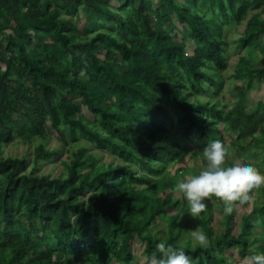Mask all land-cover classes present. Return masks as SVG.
<instances>
[{"label": "trees", "instance_id": "16d2710c", "mask_svg": "<svg viewBox=\"0 0 264 264\" xmlns=\"http://www.w3.org/2000/svg\"><path fill=\"white\" fill-rule=\"evenodd\" d=\"M243 22L235 44L244 54L219 102L226 30ZM260 85L264 0H0V264H132L136 244L159 257L161 241L192 264H242L264 253L263 230L254 234L264 229V190L262 204L239 218L224 213L219 234L201 213L203 248L178 244L187 201L175 197L174 180L164 182L213 140L243 156L260 151L253 166L263 169L264 99L247 105ZM18 130L27 144L74 147L61 176L3 156ZM54 154L42 144L33 150L36 162ZM168 211L159 239L149 227Z\"/></svg>", "mask_w": 264, "mask_h": 264}, {"label": "rangeland", "instance_id": "374dc122", "mask_svg": "<svg viewBox=\"0 0 264 264\" xmlns=\"http://www.w3.org/2000/svg\"><path fill=\"white\" fill-rule=\"evenodd\" d=\"M151 2H155V0H151ZM70 22L74 23L75 18L70 19ZM80 24H82V22ZM9 25L11 28L14 27V24L12 22H9ZM244 25L245 23L243 22L240 24L233 25L231 28L226 30V40L229 44L227 47V66L225 70L221 71V77L223 78L224 83H222L221 89L219 93L216 95V98L219 102L223 100L222 97L224 94L228 96L226 90L230 85L234 84L231 75L234 71L239 56L244 54L243 51L236 49V44H235L238 38L243 34ZM103 29L111 30L109 29V26H105V27L103 26ZM78 34L82 36L84 35L82 31L81 32L79 31ZM263 99H264V85H260L255 90H251L248 92L247 105L249 107H253L258 101ZM83 113L89 118H92L91 114L85 108L83 109ZM24 136L25 134L21 130L16 131L14 141H12L9 145H7L3 149V156L18 157V158L26 157L28 162V170L34 169L36 173H38L39 175H50L51 177L61 176L64 172L62 160L67 158V155L69 154V152H72L74 147L73 148L69 147L65 149L61 148L60 143H58L56 139H48L45 141L40 139H35L30 144H27L22 141ZM175 138L179 142L182 140L179 135H176ZM40 144H42L47 150H53L55 152V154L52 156L50 160L39 159L37 160V162L34 161L33 150ZM85 145H87L90 148V145L88 144ZM181 145L184 146V143L182 142ZM90 150L93 151L92 148H90ZM229 152L231 153V156L227 159L226 167H230L229 165H233L236 162L242 164L248 163L253 166V164L255 165L256 163L255 161L256 159L259 160L263 158L262 153L260 151H256L257 153H255V158L249 156L251 155V151H249L247 155L244 156L237 154L236 150L234 149H230ZM98 153L99 155H101V158L104 160V162H111L112 160H114L113 156L110 153H104V152L101 153L98 152ZM205 166H206V160L203 157V155L191 159L188 157L184 158L178 165L172 166L170 168L168 178H165L164 182L169 183L172 179L176 183H178L181 180H184L188 177H191L193 175H198L199 172L205 168ZM260 172L264 174V167ZM262 190H264V185H262L258 189H254L253 191L254 199L252 200V202L246 204L245 208L238 207L235 210L236 217L239 218L246 211L247 212L250 211L253 205L259 206L262 204L263 202V197L261 193ZM174 195L176 198L180 199L179 192H175ZM207 210H208L207 214H209V216L211 217V223L214 233L219 234L223 232L225 225V221L223 220L224 204L218 198L213 196L207 200ZM174 212L175 211H168L166 217L159 216L155 222L151 223L149 229L153 234H157V235L159 234L158 235L160 237L159 239H164L162 237H165V233L167 229V224H168L167 216L172 215ZM197 218L198 217L193 218L190 214H188V204H187L185 210L182 212L179 219V225L184 229L182 237L180 238V241L178 243L180 246L181 245L184 246V243L188 241V239L192 242L193 245L197 244L191 239L190 236V230H195L196 228H199L202 231L203 229L198 223ZM262 230L264 232V229L260 228L257 225L256 228L254 229V234L257 236H262L261 235ZM259 245L264 246V241L261 242ZM231 254H233V256L236 257L235 251L231 252ZM145 258H149V257L144 253V245L136 244V246L134 247V259L132 261V264H146Z\"/></svg>", "mask_w": 264, "mask_h": 264}, {"label": "clouds", "instance_id": "9594fccd", "mask_svg": "<svg viewBox=\"0 0 264 264\" xmlns=\"http://www.w3.org/2000/svg\"><path fill=\"white\" fill-rule=\"evenodd\" d=\"M80 75L85 76L83 69ZM202 154L206 160L205 168L198 175L176 183L173 189L183 194L188 204V214L193 218L207 210V200L213 196L224 204V213L231 215L238 207L252 202L254 189L264 185V174L251 164L236 162L226 167L231 153L221 140L209 142ZM190 236L199 246H209L207 235L199 228L190 230ZM156 251L159 257L154 253L145 258L146 264H192L183 249L164 241L156 244ZM242 264H264V253L245 256Z\"/></svg>", "mask_w": 264, "mask_h": 264}]
</instances>
